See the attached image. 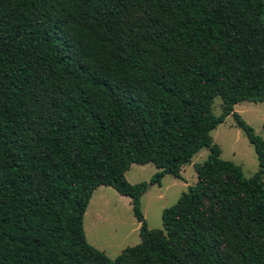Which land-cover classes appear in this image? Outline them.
Masks as SVG:
<instances>
[{
	"label": "trees",
	"instance_id": "1",
	"mask_svg": "<svg viewBox=\"0 0 264 264\" xmlns=\"http://www.w3.org/2000/svg\"><path fill=\"white\" fill-rule=\"evenodd\" d=\"M263 100V0H0V264H264V135L233 109ZM227 115L256 153L249 177L211 137ZM201 148L149 228L141 195ZM149 162L148 181L126 179ZM100 185L139 222L114 258L83 229Z\"/></svg>",
	"mask_w": 264,
	"mask_h": 264
},
{
	"label": "rangeland",
	"instance_id": "2",
	"mask_svg": "<svg viewBox=\"0 0 264 264\" xmlns=\"http://www.w3.org/2000/svg\"><path fill=\"white\" fill-rule=\"evenodd\" d=\"M264 2V0H263ZM222 100L213 98L211 110L214 115L222 112ZM234 111L251 125L258 135L263 136L264 100L260 102L243 101L233 106ZM213 142L218 144L220 157L239 165L246 177L258 169V160L252 144L244 132L236 125L232 115H227L210 132ZM207 148H201L184 165L181 178L165 174L160 185L149 184L140 197V206L149 228H162L161 212L173 205L187 185L196 179L194 164L203 161L208 155ZM156 171L152 163L132 164L125 172L130 183L148 181ZM139 222L133 215L130 200L113 187L100 185L93 190L83 216V229L89 244L114 258L120 251L139 242V234L134 225Z\"/></svg>",
	"mask_w": 264,
	"mask_h": 264
},
{
	"label": "crops",
	"instance_id": "3",
	"mask_svg": "<svg viewBox=\"0 0 264 264\" xmlns=\"http://www.w3.org/2000/svg\"><path fill=\"white\" fill-rule=\"evenodd\" d=\"M128 199L130 200L129 197H128ZM138 228H139V224L138 225L136 224V225H134V228L133 229H134V231H137L138 232Z\"/></svg>",
	"mask_w": 264,
	"mask_h": 264
}]
</instances>
